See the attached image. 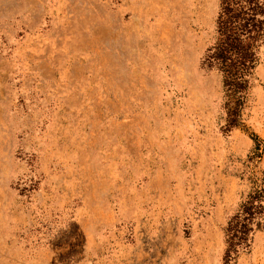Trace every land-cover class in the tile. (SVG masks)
<instances>
[{
    "label": "rangeland",
    "instance_id": "rangeland-1",
    "mask_svg": "<svg viewBox=\"0 0 264 264\" xmlns=\"http://www.w3.org/2000/svg\"><path fill=\"white\" fill-rule=\"evenodd\" d=\"M220 0H0V264H264V48L237 125L204 64Z\"/></svg>",
    "mask_w": 264,
    "mask_h": 264
},
{
    "label": "trees",
    "instance_id": "trees-1",
    "mask_svg": "<svg viewBox=\"0 0 264 264\" xmlns=\"http://www.w3.org/2000/svg\"><path fill=\"white\" fill-rule=\"evenodd\" d=\"M262 48L264 0H220L216 42L208 50L204 64L215 68L222 77L229 127L237 125ZM257 181L238 213L228 222L225 254L228 260L237 249L248 246L249 235L261 228L264 215V177Z\"/></svg>",
    "mask_w": 264,
    "mask_h": 264
}]
</instances>
